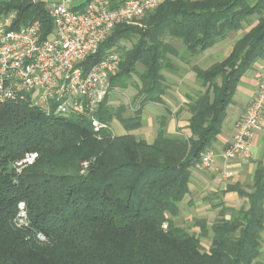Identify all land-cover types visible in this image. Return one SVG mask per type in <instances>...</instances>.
Masks as SVG:
<instances>
[{
  "label": "trees",
  "instance_id": "16d2710c",
  "mask_svg": "<svg viewBox=\"0 0 264 264\" xmlns=\"http://www.w3.org/2000/svg\"><path fill=\"white\" fill-rule=\"evenodd\" d=\"M0 10L18 13L16 27L39 21L42 40L54 34L42 3L0 0ZM240 31L225 60L196 66ZM111 51L122 62L110 90L135 87L138 106L129 113L108 95L96 117L119 121L124 134L95 132L88 116L47 114L21 100L0 103V264H264V163L251 183L228 188L245 199L241 208L216 203L221 216L211 225L196 221L199 234L175 222L192 169L217 141L240 79L264 59V0H160L137 24L117 26L82 65L88 70ZM179 63L191 65L202 88L185 105L191 136L166 138L162 118L153 143L138 139L132 131L141 126L142 108L163 102L165 75L179 74ZM29 152L37 159L17 173L14 163ZM22 201L29 223L19 227Z\"/></svg>",
  "mask_w": 264,
  "mask_h": 264
},
{
  "label": "built area",
  "instance_id": "2783aa9c",
  "mask_svg": "<svg viewBox=\"0 0 264 264\" xmlns=\"http://www.w3.org/2000/svg\"><path fill=\"white\" fill-rule=\"evenodd\" d=\"M42 3L54 23V34L41 39V23L16 27L18 13L0 10V103L27 101L47 114L84 115L95 132L108 128L96 117L110 91V78L121 68L122 57L111 51L88 70L83 61L121 24H137L160 0H126L114 8L111 0H32ZM258 89L237 122L233 140L224 150L228 160L252 156V139L264 120V67L257 73ZM36 152L26 153L15 165L33 164ZM211 149L201 154L196 168L206 170L215 161ZM87 167V163L83 164ZM228 176L232 172H227ZM29 223L27 205H18L16 224ZM43 238L42 235H40Z\"/></svg>",
  "mask_w": 264,
  "mask_h": 264
},
{
  "label": "crops",
  "instance_id": "0c3cea01",
  "mask_svg": "<svg viewBox=\"0 0 264 264\" xmlns=\"http://www.w3.org/2000/svg\"><path fill=\"white\" fill-rule=\"evenodd\" d=\"M245 31L232 32L231 35L204 52L195 60L196 66L208 69L218 62H222L232 53L236 42ZM180 73H166L168 88L162 103H149L142 108L141 126L132 133L142 140L153 143L158 136L161 119H164L163 134L172 140H187L191 136L188 128L191 113L186 109L188 95L195 90L202 89L197 81L196 73L191 65L179 63ZM264 67V59H260L240 79L236 94L228 108L227 116L217 141L209 148L216 157L213 165L200 170L196 166L192 169L189 180V193L181 203L180 215L176 218L177 225L190 228L199 234L201 229L196 225L199 219L207 220L211 225L219 218L222 206L215 207L218 202L229 209H239L245 204L237 191L229 190L230 186L239 184L246 186L256 175L260 163H264V120L252 139V156L244 160L236 158L228 160L224 150L231 144L237 122L242 118L248 104L255 97L258 89L257 73ZM142 69L139 68V71ZM117 134H124L125 130L119 122L112 123ZM232 172L231 176L227 172ZM227 218L230 214L226 215ZM264 252V231L262 233ZM206 247L210 245V237L202 239Z\"/></svg>",
  "mask_w": 264,
  "mask_h": 264
},
{
  "label": "rangeland",
  "instance_id": "374dc122",
  "mask_svg": "<svg viewBox=\"0 0 264 264\" xmlns=\"http://www.w3.org/2000/svg\"><path fill=\"white\" fill-rule=\"evenodd\" d=\"M247 29H248V25H245V30H247ZM136 78L137 77L135 76V79ZM136 94H137V89L135 87H133V86H129L128 88H124V89L123 88H116V89L110 90L109 93H108V95H110V103L113 106L116 107V106H119L121 104H125L129 108V113L134 111L137 108V106H138V100L136 99ZM114 122L116 123V122H119V121L114 120L112 123H114ZM103 129H105V128H103ZM108 129H111L113 134L117 135V132L113 128L112 124L108 125ZM14 167L16 168L15 171L17 173H21V171L25 168L24 167V168H22L21 171H19V167L16 166L15 163H14Z\"/></svg>",
  "mask_w": 264,
  "mask_h": 264
}]
</instances>
